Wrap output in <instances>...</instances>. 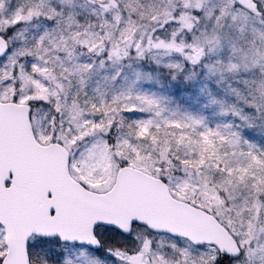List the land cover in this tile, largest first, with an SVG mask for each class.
<instances>
[{"label":"snow or ice","instance_id":"obj_1","mask_svg":"<svg viewBox=\"0 0 264 264\" xmlns=\"http://www.w3.org/2000/svg\"><path fill=\"white\" fill-rule=\"evenodd\" d=\"M0 264H264V0H0Z\"/></svg>","mask_w":264,"mask_h":264}]
</instances>
